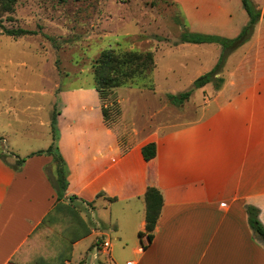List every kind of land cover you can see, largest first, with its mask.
Wrapping results in <instances>:
<instances>
[{"label":"crops","instance_id":"1","mask_svg":"<svg viewBox=\"0 0 264 264\" xmlns=\"http://www.w3.org/2000/svg\"><path fill=\"white\" fill-rule=\"evenodd\" d=\"M251 1L262 16L251 38L234 51L236 62L225 70L220 89L202 98L192 120L138 129L125 123L123 113L115 123L106 122L94 90L51 94L49 112L60 104L58 148L68 173L62 200L51 183L52 157L36 155L50 141L22 145L17 140L31 133L10 124L4 128L0 140L8 157L0 154V264H78L93 240L91 221L112 230L116 241L126 234L138 238L140 247H133L125 264H264V243L250 230L245 212L246 205L256 207L264 227V0ZM185 6L190 34L233 39L248 22L240 0H186ZM38 113L34 108L28 117L35 120ZM149 143L155 156L145 161L141 149ZM17 159L24 161L16 169ZM148 187L162 197L150 243L144 234ZM64 202L81 209L78 224L62 223ZM115 203L143 212L128 222L127 232L112 219ZM95 247L94 257L98 252L101 263H113L111 251Z\"/></svg>","mask_w":264,"mask_h":264},{"label":"rangeland","instance_id":"2","mask_svg":"<svg viewBox=\"0 0 264 264\" xmlns=\"http://www.w3.org/2000/svg\"><path fill=\"white\" fill-rule=\"evenodd\" d=\"M185 4L186 0H12L0 5V133L10 124L13 130L32 134L29 139L20 138L18 143L42 147L45 140L50 141L49 127L44 123L50 121L53 111L49 112L51 94L71 88L91 89V94L96 91L99 97V93L108 94L102 102L108 107L115 104L120 115L124 114L125 123H134L138 129L153 131L198 117L202 98L214 90L212 84L193 90L181 106L172 105L166 96L190 89L195 79L214 67L222 48L215 43L181 42L190 35ZM3 29L34 33L13 38L5 36ZM237 49L227 54L221 77L226 76L225 70L230 72L233 68ZM104 51L119 55L151 53L153 66L140 75L143 80L132 86L102 91L93 66ZM78 100L94 104L92 98ZM72 101L75 110L77 98ZM34 108L39 109L33 116L35 120L28 117ZM53 108L58 111V101ZM34 121L38 125L30 128L27 124ZM1 141L0 154L7 158ZM66 202L62 205V223L78 224L81 209ZM128 213L131 217H127ZM140 215L143 212H137L135 205L113 206L112 219L117 224L121 222L123 232L128 231V222ZM88 227L93 240L78 264H103L104 256L95 253L94 257L92 253L95 246L101 249L104 241L111 245L107 251L112 252V264H125L133 257V247H140L137 237L126 234L125 240L119 242L107 227L92 221Z\"/></svg>","mask_w":264,"mask_h":264},{"label":"trees","instance_id":"3","mask_svg":"<svg viewBox=\"0 0 264 264\" xmlns=\"http://www.w3.org/2000/svg\"><path fill=\"white\" fill-rule=\"evenodd\" d=\"M12 0H0V5L4 6ZM244 11L248 16L247 24L242 28L238 36L233 39H226L219 36L203 35V34H190L188 38L182 39V43L189 44H206L215 43L222 48V55L216 61L214 67L199 76L192 82L191 88L183 93L177 95L168 94L166 99L169 103L175 106H181L183 102L190 99L193 90L201 89L208 84H212L214 90L220 89L224 80L219 76L223 70L224 61L228 53L239 48L246 43L252 36L254 28L262 16L261 11L255 6L251 0H240ZM9 11V8H5ZM264 17V11H263ZM2 33L5 36L18 38L25 35L33 34L34 32L23 30V29H3ZM153 66V58L151 53H135L126 52L124 54H115L113 51H104L101 53L99 58L95 61L93 66L94 74L98 85L101 90L116 89L124 86H132L137 80H143L140 75L143 72L151 69ZM100 100L106 98L108 94H100ZM106 102L101 104V113L104 120L108 123H115L119 118L120 110L114 104L108 107ZM59 111L53 110L50 123V144L44 151L37 152L36 155L46 154L51 156L54 165V179L51 181L54 187L57 200L60 201L64 198L67 189V168L66 164L59 152L58 140L59 131L57 128V116ZM142 157L145 161H150L155 156V145L149 143L141 149ZM35 155V154H34ZM24 160L17 159L14 166H19ZM17 169V168H16ZM145 201V228L144 234L146 235L148 243L152 240V232L155 228L158 220L161 206L162 197L160 192L153 188L148 187L144 194ZM245 212L247 215V222L252 233L264 243V227L259 220V210L251 205L245 206ZM141 237L142 234L140 233ZM97 247V246H96ZM144 247V246H143Z\"/></svg>","mask_w":264,"mask_h":264},{"label":"built area","instance_id":"4","mask_svg":"<svg viewBox=\"0 0 264 264\" xmlns=\"http://www.w3.org/2000/svg\"><path fill=\"white\" fill-rule=\"evenodd\" d=\"M110 247V244L107 242V241H104L103 243H102V247L101 248H103L104 250H107L108 248ZM100 248V247H99ZM98 246L97 247H95V251L97 252V251H99L98 249ZM98 253V252H97ZM97 255V254H96ZM126 264H133V262H127Z\"/></svg>","mask_w":264,"mask_h":264}]
</instances>
